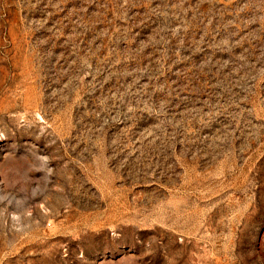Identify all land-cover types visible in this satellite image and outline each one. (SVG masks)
<instances>
[{"label":"rangeland","instance_id":"1","mask_svg":"<svg viewBox=\"0 0 264 264\" xmlns=\"http://www.w3.org/2000/svg\"><path fill=\"white\" fill-rule=\"evenodd\" d=\"M0 264H264V0H0Z\"/></svg>","mask_w":264,"mask_h":264}]
</instances>
